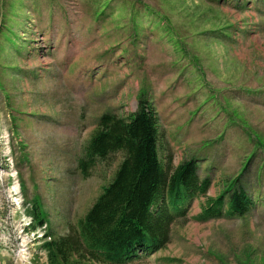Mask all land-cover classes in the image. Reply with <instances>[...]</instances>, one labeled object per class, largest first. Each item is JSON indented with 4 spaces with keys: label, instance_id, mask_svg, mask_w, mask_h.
<instances>
[{
    "label": "rangeland",
    "instance_id": "374dc122",
    "mask_svg": "<svg viewBox=\"0 0 264 264\" xmlns=\"http://www.w3.org/2000/svg\"><path fill=\"white\" fill-rule=\"evenodd\" d=\"M141 104L162 162L211 185L137 264H264V0H0V264H50L43 244L76 236L122 154L87 176L77 159L103 114ZM236 187L246 215L195 219Z\"/></svg>",
    "mask_w": 264,
    "mask_h": 264
},
{
    "label": "trees",
    "instance_id": "16d2710c",
    "mask_svg": "<svg viewBox=\"0 0 264 264\" xmlns=\"http://www.w3.org/2000/svg\"><path fill=\"white\" fill-rule=\"evenodd\" d=\"M157 120L148 104H141L128 119L115 114L99 118L98 128L78 158L80 172L89 175L95 160H106L113 154L121 153L122 160L78 221L76 236L43 244L50 264H82L75 256L97 264H137L165 248L173 223L187 217L191 200L209 190L210 177L199 178L196 160L186 159L173 171L170 161L162 162ZM227 184L229 190L236 180ZM228 193L206 197L195 219L220 217L223 208L227 214L244 216L254 207L242 187ZM36 210L33 204L28 212L42 224L46 217Z\"/></svg>",
    "mask_w": 264,
    "mask_h": 264
}]
</instances>
